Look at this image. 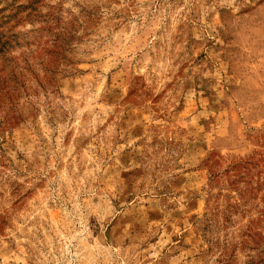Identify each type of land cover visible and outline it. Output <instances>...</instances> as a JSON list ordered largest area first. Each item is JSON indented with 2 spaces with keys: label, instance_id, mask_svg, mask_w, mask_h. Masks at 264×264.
I'll use <instances>...</instances> for the list:
<instances>
[{
  "label": "rangeland",
  "instance_id": "1",
  "mask_svg": "<svg viewBox=\"0 0 264 264\" xmlns=\"http://www.w3.org/2000/svg\"><path fill=\"white\" fill-rule=\"evenodd\" d=\"M0 264H264V0H0Z\"/></svg>",
  "mask_w": 264,
  "mask_h": 264
}]
</instances>
